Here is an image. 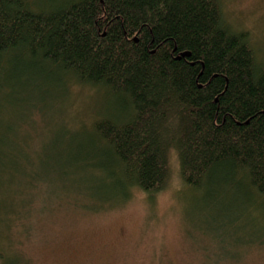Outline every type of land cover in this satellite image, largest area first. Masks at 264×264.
<instances>
[{
	"label": "trees",
	"instance_id": "trees-1",
	"mask_svg": "<svg viewBox=\"0 0 264 264\" xmlns=\"http://www.w3.org/2000/svg\"><path fill=\"white\" fill-rule=\"evenodd\" d=\"M41 1L0 0V113L38 82L114 99L122 120L71 136L86 205L123 204L135 188L153 198L175 154L188 189L217 198L245 184L264 206V64L249 33L224 23L221 0Z\"/></svg>",
	"mask_w": 264,
	"mask_h": 264
},
{
	"label": "rangeland",
	"instance_id": "rangeland-1",
	"mask_svg": "<svg viewBox=\"0 0 264 264\" xmlns=\"http://www.w3.org/2000/svg\"><path fill=\"white\" fill-rule=\"evenodd\" d=\"M221 1L224 23L249 33L264 64V0ZM40 83L16 89L0 113V264H264L258 195L245 184L217 198L192 191L175 154L167 186L153 198L135 188L123 204L86 205L68 162L71 136L125 112L91 85L39 91Z\"/></svg>",
	"mask_w": 264,
	"mask_h": 264
}]
</instances>
